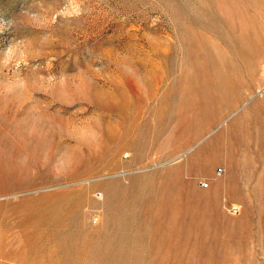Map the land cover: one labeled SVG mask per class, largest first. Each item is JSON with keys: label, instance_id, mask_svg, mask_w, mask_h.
Wrapping results in <instances>:
<instances>
[{"label": "rangeland", "instance_id": "obj_1", "mask_svg": "<svg viewBox=\"0 0 264 264\" xmlns=\"http://www.w3.org/2000/svg\"><path fill=\"white\" fill-rule=\"evenodd\" d=\"M31 220L89 264H264V0H0V264Z\"/></svg>", "mask_w": 264, "mask_h": 264}, {"label": "bare ground", "instance_id": "obj_2", "mask_svg": "<svg viewBox=\"0 0 264 264\" xmlns=\"http://www.w3.org/2000/svg\"><path fill=\"white\" fill-rule=\"evenodd\" d=\"M55 212H59V209ZM31 225H35L34 228H30L29 226L24 228V237L28 240L25 245L27 248L30 247V257L33 258V261L37 264H45V261L47 260H56L60 255V261L56 264H59V262H61V264L62 262H64V264H89L84 260L82 262L79 261V257L84 253V250L75 248L64 235L49 234V222L43 220H31ZM63 248H65V251L59 254L58 252H61ZM63 254L65 260L61 261ZM119 259H121V254L114 252L110 253L108 257L104 256L99 258L100 261L102 260L104 262L101 264H106V261H108V263L112 261L111 264H115V261ZM130 261L135 264V260L132 259Z\"/></svg>", "mask_w": 264, "mask_h": 264}]
</instances>
